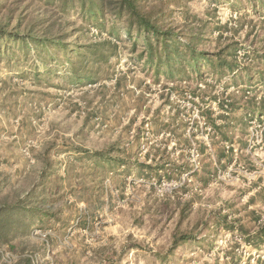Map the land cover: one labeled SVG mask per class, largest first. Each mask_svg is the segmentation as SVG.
Instances as JSON below:
<instances>
[{"label":"rangeland","instance_id":"obj_1","mask_svg":"<svg viewBox=\"0 0 264 264\" xmlns=\"http://www.w3.org/2000/svg\"><path fill=\"white\" fill-rule=\"evenodd\" d=\"M135 4L169 62L115 2L0 0V264H264V0Z\"/></svg>","mask_w":264,"mask_h":264},{"label":"trees","instance_id":"obj_2","mask_svg":"<svg viewBox=\"0 0 264 264\" xmlns=\"http://www.w3.org/2000/svg\"><path fill=\"white\" fill-rule=\"evenodd\" d=\"M105 3L115 2L119 8H108L110 11L114 13L124 12L127 13L131 18V22L137 23L141 25L144 29L150 31L155 36V39H161L164 44V51L167 53L166 55L169 57L168 62L172 59L171 55L176 53L178 47L180 45V40L175 39L174 34L169 31H161L156 25H154L145 15H143L137 8L135 4V0H103ZM1 31V30H0ZM1 36V34H0ZM189 47V46H188ZM189 51L193 52L194 49L188 48ZM203 54V53H202ZM16 210L12 207H3L0 209V238L5 237L13 224L16 222V216L11 214H15ZM191 236L182 234L180 238L175 239V245H178L180 241H184L185 239H189ZM260 238L264 239V227L261 230H258L257 234L254 236V241Z\"/></svg>","mask_w":264,"mask_h":264}]
</instances>
